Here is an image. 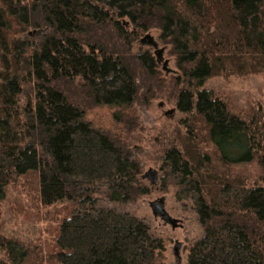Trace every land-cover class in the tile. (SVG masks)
I'll return each mask as SVG.
<instances>
[{
  "label": "trees",
  "instance_id": "1",
  "mask_svg": "<svg viewBox=\"0 0 264 264\" xmlns=\"http://www.w3.org/2000/svg\"><path fill=\"white\" fill-rule=\"evenodd\" d=\"M38 28L48 30L29 53L33 43L20 36ZM153 29L171 45L182 75L169 84L191 119L180 121L163 164L190 186L177 197L192 200L204 228L187 264H264V182L229 175L256 157L264 166V119L244 121L206 87L215 76L264 72V0H0V200L15 176L40 172L45 205L79 202L58 226L51 264L157 263L163 239L129 212L85 205L90 193L79 186L110 182L114 201L141 192L139 163L86 121L85 106L131 107L139 66L149 100L165 87L133 53ZM30 250L0 220V264H37Z\"/></svg>",
  "mask_w": 264,
  "mask_h": 264
},
{
  "label": "rangeland",
  "instance_id": "2",
  "mask_svg": "<svg viewBox=\"0 0 264 264\" xmlns=\"http://www.w3.org/2000/svg\"><path fill=\"white\" fill-rule=\"evenodd\" d=\"M47 30L29 29L21 34L20 39L33 43L29 53L37 48V42ZM148 34L150 38L147 39ZM160 35L159 29L141 32L133 43V53L146 56L152 63V70L155 69L154 74L165 80V87L157 91L155 98L148 99V88L143 82H149V78L144 79L149 75L146 69L139 66L135 72L140 94L131 107L123 110L91 103L85 106L86 121L119 144L125 145L131 159L139 163L140 173L136 174L135 180L137 187L141 186V192L133 193L130 199L114 201L111 198L110 182L88 183L81 179L79 186L82 191L90 193L85 205L129 212L143 221L153 236L163 239L165 247L156 264H187L189 248L204 236V228L192 200H179L177 197L180 190L190 186L185 185L179 172L168 176L167 170L163 169L166 152L174 143L179 142V137L181 140L182 136L177 134L180 121L191 119L177 106L178 89L174 91L169 83L182 74L175 57L169 55L171 45L163 44ZM157 50L161 52L160 57ZM206 87L215 90L225 102H229L231 113L239 115L243 120H247L253 113L264 119V72L215 76L208 79ZM118 112H122V120L116 118ZM184 130L182 133L187 131ZM206 152L213 154V146L208 145ZM150 169L158 173L155 182L145 176ZM229 169V175H243L252 184L264 182V166L258 157L234 163ZM159 198H164L166 211L178 220L176 226L154 214L151 202ZM73 203L45 205L41 198L40 172L15 176L7 187L6 197L0 200L3 233L28 245L31 249L29 256L36 259L37 264H51L57 250L59 224L72 212L78 211L79 202ZM176 242L181 243L178 252L175 251ZM27 264H31V261Z\"/></svg>",
  "mask_w": 264,
  "mask_h": 264
},
{
  "label": "water",
  "instance_id": "3",
  "mask_svg": "<svg viewBox=\"0 0 264 264\" xmlns=\"http://www.w3.org/2000/svg\"><path fill=\"white\" fill-rule=\"evenodd\" d=\"M150 35L146 37L147 39L150 38ZM157 54L160 57L161 52L160 50H157ZM168 63V60L166 61V64ZM165 64V66H166ZM157 171L150 169L145 176L150 177L154 182L157 179ZM151 206L153 208V212L155 215L160 216L165 222L172 224L173 226H176L178 223V220L176 218H173L170 216V214L166 211L165 205H164V198H159L153 202H151ZM178 247V246H177ZM178 249V248H177ZM177 252V251H176Z\"/></svg>",
  "mask_w": 264,
  "mask_h": 264
},
{
  "label": "flooded vegetation",
  "instance_id": "4",
  "mask_svg": "<svg viewBox=\"0 0 264 264\" xmlns=\"http://www.w3.org/2000/svg\"><path fill=\"white\" fill-rule=\"evenodd\" d=\"M177 246H178V247H177ZM180 246H181V243H180V242H176L175 251L178 252V249H179ZM177 248H178V249H177Z\"/></svg>",
  "mask_w": 264,
  "mask_h": 264
}]
</instances>
